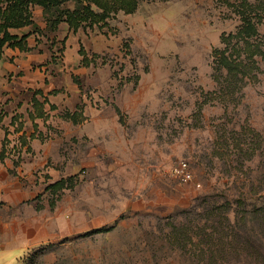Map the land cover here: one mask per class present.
<instances>
[{
	"label": "rangeland",
	"instance_id": "obj_1",
	"mask_svg": "<svg viewBox=\"0 0 264 264\" xmlns=\"http://www.w3.org/2000/svg\"><path fill=\"white\" fill-rule=\"evenodd\" d=\"M248 3L264 51V0H142L69 39L39 30L9 75L20 94L0 101V121H31V91L60 90L49 96V121L38 119L49 153L27 179L45 235L25 253L1 249L0 264H264L256 224L236 228L249 234L251 253L217 261L196 258L195 238L177 229L198 196L245 195L252 206L264 195V54L236 85L224 71L222 82L214 77V49ZM77 106L86 120L61 116ZM181 161L192 181L173 174ZM70 175L69 188H45Z\"/></svg>",
	"mask_w": 264,
	"mask_h": 264
},
{
	"label": "trees",
	"instance_id": "obj_2",
	"mask_svg": "<svg viewBox=\"0 0 264 264\" xmlns=\"http://www.w3.org/2000/svg\"><path fill=\"white\" fill-rule=\"evenodd\" d=\"M69 1L75 3L74 8L67 7ZM142 0H0V60L3 57L6 46L19 47L21 50H28L27 36L12 32L13 28H20L33 25L38 29L33 19V7L40 5L44 9L47 29L57 30L61 22L68 24L69 30L77 32L86 26L107 23V18L112 13L123 10L126 13L134 12ZM264 6V3L261 4ZM254 4L248 3V8L241 11V24L235 32L223 34L221 41L222 48H215V73L214 77L218 82H222L220 76L225 72V80L237 84L243 81L245 76L252 75L257 68L254 56L264 54V51L256 43L259 33V21L255 20L252 14ZM256 14V13H255ZM79 53L83 55V62L87 63L86 53L81 46ZM246 54L245 56L243 54ZM224 88V87H223ZM41 94L36 91L35 94ZM34 111H30V116L34 120L36 117L47 119L48 114L44 109V103L38 97H33ZM120 113L118 106L115 107ZM64 117L73 119L78 123L82 119V113L65 112ZM1 117V114H0ZM19 127V126H18ZM36 127V124H35ZM32 133L31 137H35ZM25 141L24 137H21ZM239 150H244L241 142L235 144ZM74 181V176L62 177L47 186L53 192H59L69 188ZM245 195H241L235 200L214 198L213 194L198 196L195 203L183 211L185 221H179L177 229L183 230V234L190 240L195 238V255L199 260L207 259L217 261L228 256L240 258L252 252L248 235L236 233L238 225L247 226L255 230V224L260 229L262 237L264 235V195L252 206L246 202ZM55 204V200L51 205ZM234 214V219L231 214ZM181 215V214H180ZM249 229V228H248ZM194 233H189L190 231ZM98 231V230H97ZM259 232V231H258ZM180 235V234H179ZM242 237V239H241ZM252 255V254H250ZM249 255V256H250Z\"/></svg>",
	"mask_w": 264,
	"mask_h": 264
},
{
	"label": "crops",
	"instance_id": "obj_3",
	"mask_svg": "<svg viewBox=\"0 0 264 264\" xmlns=\"http://www.w3.org/2000/svg\"><path fill=\"white\" fill-rule=\"evenodd\" d=\"M33 19L38 29L33 25L12 29L13 33L19 35L29 34L27 36V45L30 48L36 45L35 39L36 36H39V30L47 31V21L42 6L35 5L33 7ZM80 29L77 32L70 31L68 24L63 21L59 24L58 29L54 31H63V37L69 39L75 36V33L80 32ZM25 51L19 47L6 46L4 48L3 57L0 60V101H7L9 96L16 99L17 95L20 94L18 87L10 85L8 80L10 74H12L11 78H14L18 70L21 69V57L26 53ZM31 87L29 86L28 88ZM36 89L31 91V107L28 109V117L31 121H2L3 119L0 121V241L3 244L2 249L22 248L24 253L32 246H35L40 238L45 235V233L40 232L38 215L32 209L31 199L33 195L30 193L32 187L29 185L31 182H27V179H29V175L33 170L39 167L36 161L38 156L40 154L47 156L49 153V149L44 150L47 145L46 142H43L47 140L48 135L44 136L39 130L38 123L40 121L38 119H41L42 122L49 121L50 114L47 109V104L50 103L49 96L60 92V90L52 89L48 92L40 90L41 94H35ZM34 95L43 101L44 109L48 114L47 119L36 117L33 120L31 118L30 111H34ZM50 106L51 109L57 108L53 101ZM76 110L82 113V119L79 121L86 120L87 112L83 113L79 106L70 112H75ZM116 112L120 114L117 110ZM63 114L61 112V116L64 119L73 121L71 118L64 117ZM32 133L36 134L35 137H31ZM22 136L25 141L21 140ZM20 156L30 157L27 160H19ZM50 183L46 185V189Z\"/></svg>",
	"mask_w": 264,
	"mask_h": 264
},
{
	"label": "built area",
	"instance_id": "obj_4",
	"mask_svg": "<svg viewBox=\"0 0 264 264\" xmlns=\"http://www.w3.org/2000/svg\"><path fill=\"white\" fill-rule=\"evenodd\" d=\"M173 174L184 182H189L193 180V173L187 161H181L177 166H175L173 168ZM2 248H3V244L0 241V250Z\"/></svg>",
	"mask_w": 264,
	"mask_h": 264
}]
</instances>
